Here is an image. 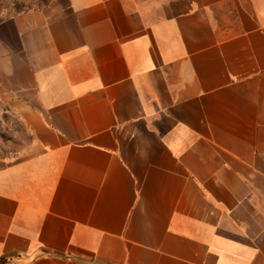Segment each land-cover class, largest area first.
<instances>
[{"label": "crops", "instance_id": "obj_1", "mask_svg": "<svg viewBox=\"0 0 264 264\" xmlns=\"http://www.w3.org/2000/svg\"><path fill=\"white\" fill-rule=\"evenodd\" d=\"M0 102V264H264V0L3 20Z\"/></svg>", "mask_w": 264, "mask_h": 264}, {"label": "rangeland", "instance_id": "obj_2", "mask_svg": "<svg viewBox=\"0 0 264 264\" xmlns=\"http://www.w3.org/2000/svg\"><path fill=\"white\" fill-rule=\"evenodd\" d=\"M56 0H0V22L20 14L46 10ZM0 102V156L19 157L29 141L21 120Z\"/></svg>", "mask_w": 264, "mask_h": 264}]
</instances>
